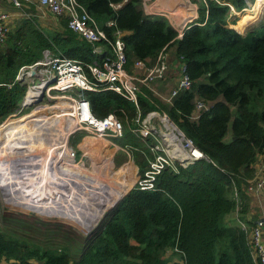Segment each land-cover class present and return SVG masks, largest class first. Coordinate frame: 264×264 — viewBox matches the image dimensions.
Wrapping results in <instances>:
<instances>
[{
	"label": "trees",
	"instance_id": "obj_1",
	"mask_svg": "<svg viewBox=\"0 0 264 264\" xmlns=\"http://www.w3.org/2000/svg\"><path fill=\"white\" fill-rule=\"evenodd\" d=\"M78 1L110 41L120 31L129 72L135 60L152 65L163 48L176 46L192 79V87L169 104L154 97L146 86L144 91L154 103L140 95L136 104L112 89L86 91L96 116L113 113L121 121L125 133L118 143L133 148L140 173L148 167L157 140L143 134L136 119L138 115L144 119L152 111H165L206 158L188 166L177 165L176 170L167 167L158 176L155 190L128 189L95 231L82 240V253L77 257L66 245L32 247L0 226V264H255L246 229L228 225L225 216L246 209L244 188L255 176L257 157L264 153V22L244 35L236 20L229 19V4L202 0L199 20L188 24L179 38L168 17L145 12L143 0ZM179 1L188 8L181 21L185 24L198 15L197 7ZM232 1L238 10L246 7L244 0ZM263 3L257 0L255 4L257 18ZM117 4L120 6L115 7ZM159 4L170 5L172 10L177 0H160ZM109 20L115 25L108 26ZM104 43L111 55L110 43ZM47 49L82 60L87 66L104 60L68 27V21L65 30L57 32L41 28L33 19H23L0 44V121L15 115L28 88L19 82L9 86L19 68L40 60ZM197 99L208 103L209 109L194 119ZM35 116L30 113L19 120ZM7 122L0 125V131ZM2 135L6 137L7 132ZM3 151L0 163L7 165ZM168 249L179 260L168 261L163 256Z\"/></svg>",
	"mask_w": 264,
	"mask_h": 264
},
{
	"label": "built area",
	"instance_id": "obj_2",
	"mask_svg": "<svg viewBox=\"0 0 264 264\" xmlns=\"http://www.w3.org/2000/svg\"><path fill=\"white\" fill-rule=\"evenodd\" d=\"M11 2L19 9H22L26 4H37L46 7L51 13L57 16L65 17L68 21V27L77 33L80 38L89 42L96 55H101L104 58L101 63L95 62L87 66L82 60L70 58L47 49L44 51L43 57L40 60L32 64L21 66L14 81L9 84V86H12L14 83L19 82L27 84L28 86L23 99L16 109L18 113L32 106H34L33 109H35L36 106H44L43 103H45V101L50 103L54 100L57 101V104H59V102L66 103L67 106L64 104L65 106L63 108L65 109L67 117L66 123L76 121L75 127H65L68 128L65 130L66 135H69L66 149L67 151H71L74 157V162L68 166H74L76 169L87 172L85 174V179L83 177H81L82 179L80 177L75 178L80 185L79 190H84V183L93 187L89 180L95 178L92 175V172L95 170V160L98 158L112 160L110 157H105V154L111 146H114L116 151H122L128 155V165L132 163L134 156L131 146L121 145L117 141L122 138L125 133L121 121L113 113H109L104 117L96 116L92 111L90 101L86 97V91H99L103 88L112 89L136 104L138 103L140 95L148 97V99L154 103L152 98L145 93L144 87L150 88V84L165 79L170 68L169 52L166 48H163L156 62L152 65H147L145 61L137 59L131 68V72H129L126 68V44L122 39L120 31L115 33L117 35L116 40L114 42L110 41L106 31L99 26L95 18L88 13L78 0H11ZM114 6L118 7L120 4ZM231 7V15L233 13L238 14L232 5ZM164 15H166V13ZM166 17L169 16L167 15ZM169 20L178 31L177 37L179 38L183 36L188 22L192 21V19H189L182 27H177L170 18ZM107 25L114 26L115 21L109 20ZM9 29L5 13L0 12V44L4 43L7 39L10 31ZM106 41L109 42L112 47L111 55H109L108 46L104 43ZM180 61L182 62L181 59ZM87 67L90 73L87 72ZM54 77H56V80L52 82ZM44 85H47V87L42 99L39 100L41 88ZM191 87L192 79L187 73L186 65L182 62L180 66V77L178 78L176 87L172 89L170 96L167 98V102L171 103L182 90H187ZM195 107L193 118L197 119L201 111L209 109V104L203 100L197 99ZM156 114H158L156 111H152L148 114L147 118L141 119L140 115H138L136 119V122L141 125L140 127L142 128L143 134L155 136L157 140L151 147L154 155L152 158L148 159V167L142 173H137L135 186H132L140 190H155L158 176L167 167L176 170L177 165L188 166L197 160L206 158L204 152L194 145L193 141L185 135L165 111L159 113L160 119L164 124V129L160 131L162 137V141H160L154 134L156 127L152 125ZM166 124H170L172 129H168ZM78 132H86L94 137L102 139L107 143L105 149H102V151L96 148V150H88L87 153L82 155V158H77L76 151L73 147H70L69 137ZM87 158H92V163L87 165V163L83 161V159L87 160ZM102 164L104 165L103 168H105V162H102L99 166H102ZM86 166H88V168ZM122 166L124 165H121V167ZM66 169L71 170V168ZM88 173H90L89 176ZM125 174L128 175L127 171ZM263 187L264 160L261 171L249 181L248 185L249 189H261ZM3 194L7 205L19 211L26 212V210H28V212L41 214V212H35L32 209H27L21 205L15 204V201L6 195L4 190ZM66 194L67 206H62V203L58 201L52 203L54 207H66V211L70 213H78V211H81L80 208L76 209L79 206L76 205V207H74L75 205L73 204L78 200L74 197L77 195L76 192H67ZM125 194H123L114 206L124 198ZM114 206L105 212L104 216L99 218L94 225L86 230H84L79 223H76L78 219H76V221L64 220L62 218L50 219L71 222L79 226L85 234L91 233L98 227L105 215L114 209ZM71 207L75 209H70ZM74 215L75 213L70 216ZM242 227L246 229L248 233L247 226L242 225ZM263 227L264 221H258L251 229L252 235L248 237L255 264H264V244L262 242Z\"/></svg>",
	"mask_w": 264,
	"mask_h": 264
},
{
	"label": "rangeland",
	"instance_id": "obj_3",
	"mask_svg": "<svg viewBox=\"0 0 264 264\" xmlns=\"http://www.w3.org/2000/svg\"><path fill=\"white\" fill-rule=\"evenodd\" d=\"M152 1H154V0H149L148 2L146 1L147 2L146 4H150ZM189 1H188L189 3L196 5V7H197V14L198 15H197V17H195V19H193V21H195L196 19L199 20V18H200L199 9H200V7H202V4H204L203 1L202 0H189ZM219 1L227 3L230 6L233 3L232 0H219ZM244 1H245V5H246L244 10L243 9L238 10L237 7H234L232 5L238 14L233 13L231 15V11H232V7H231V9L229 10V13H230L229 19H230V21L236 20V24L239 26L241 33L245 35L248 32H250V31L254 30L255 28H257L258 26H260V24H262L264 22V8L262 9V12L260 13L259 17L256 19L255 22H253L249 26H247V22H246L245 31H243V29H242V23L243 22L240 21V19L242 16H252V17L255 16L256 15L255 4L257 3V0H244ZM159 3H160V0H157L156 5H152L149 8V10H152L155 12H163V13L165 12L169 16L168 18H170L174 22V24L177 27H179V24L181 22H179L180 14L178 11H183L182 6L184 5V3L177 0V7H175L172 10H171L170 5L164 6V7H158V6H160ZM165 5H167V4H165ZM143 6H144V4H143ZM167 10H169V11H167ZM183 14L184 13L181 12V15H183ZM164 16H166V15H164ZM99 23L101 26L103 25V22L100 21ZM179 77H180V66H179V62L177 61L176 63L173 64V68H172V64H171V69H170V71H168L166 78L163 80H158V81L150 84L149 89L152 91L154 97L159 98L164 103L169 104L167 102V98L170 96L171 90L176 86V84H177L176 82L178 81L177 79ZM155 89L159 90L163 94L165 99L158 97V95L154 92ZM56 104H57V101H54V100L50 103L45 101V103H43L44 106H38V107L36 106L35 109H33L34 106H32V107L27 108L26 110H24L21 113H18L16 111L15 116L3 119L2 121H0V125L4 124L9 119L10 120L20 119L23 116L30 114L31 111H32L31 113H36L37 115H40L41 117L54 118L57 115V112H54V110H53V107H55ZM64 104L66 105V103H62V102H59V104H57L60 108L59 109L60 112L58 113V115H60V116L56 117L54 120L48 121L46 124H44L42 131H41L42 140L44 141V146L46 147L47 151L48 152L52 151L51 153L57 154L58 156L65 153L64 150L66 148V145H68V142H67L68 139H67V135L65 132V130H67L65 128L67 126V123H66L67 117L65 114V109H63L65 106ZM156 112L158 114H156V116L154 117L155 120H154V123L152 125H154V127H156L154 134L159 138L160 141H162L160 131L162 129H164V124H163V122L159 116V113H162V111L157 110ZM10 122L11 121H8L5 124L4 128L0 131V137L3 136L2 134L5 131V129H6V132L9 131V128L7 129V127L9 126ZM166 125H167L168 129H172L170 124H166ZM28 129H29V131L26 132L25 136H26V143L29 145L34 138V135H35L34 129H36V128L31 127ZM141 130H142V128H141ZM7 142H8V139L6 136L4 142L0 143V150H4L5 144ZM69 143H70V147H73L74 150L76 151L77 158H79V159L82 158V155L87 153L88 150L96 148V149H100L99 151H102V149H105V146L107 145V143L104 142L102 139L94 137V136H92L86 132H78V133L70 136L69 137ZM30 146L32 148H34V146H37V148H39L41 145L36 142L35 144L31 143ZM54 152H57V153H54ZM92 152H98V151H92ZM30 156H29V158H27L24 161L23 160L18 161V163L23 161V163L27 164L31 160ZM35 157H36V159H35ZM38 157L40 159H37V154L34 153V155H33L34 163H35L36 167L39 166V169L41 170L42 167L40 165L43 164V161L41 159V157H42L41 153H39ZM105 157H110L113 160V162L115 164V166L113 168L114 170H117L121 165H126V166L121 172H118L115 176H112V175H108L110 173L103 170L104 165L102 164V166H100L96 172H92V175L95 178L90 179L89 181L96 182L100 185H104L107 187H109V185H111L114 189L115 195L120 197L121 195L125 194L126 191L128 189H130V187L132 189L133 188L132 186H135L134 182L136 180L137 173L140 172V167L137 164L135 159L132 160V163L130 165H128V155L125 152L116 151V148L114 146H111L108 149L107 153L105 154ZM101 158H103V157H101ZM106 160L107 159L99 161V165H101V163L106 161ZM13 161L14 160H12L8 157V159L5 162L9 163V162H13ZM64 161L67 162L68 158H66ZM64 161H61V164H60L61 167L64 165V163H65ZM83 161L86 162L88 165V164L92 163V158L91 159L87 158V160L83 159ZM86 167L88 168V166H86ZM126 171H127L129 176L127 174H125ZM85 174L86 173H83L84 176H85ZM89 175H90V173H88V176ZM102 176H104L107 179H111L113 177V179L108 181V180H105ZM125 179H126V181H125ZM92 188L93 187L88 185V188L87 187L84 188V191L82 192L83 195L80 194L81 195L80 196L79 194H77L75 196V198L78 199L80 197V199H78V201H80V202L86 201V199L88 197H92V196H94V194L96 195V193H94V192H96L95 189L94 188L92 189ZM115 195H114V193H112L111 196H109V198L110 197L111 198L110 199L108 198L106 203H104V204H102V203L105 201L106 197L102 198L103 196H101V198H98L95 201L96 206H100L101 204L102 205L100 206L99 209H97L93 212V216L91 217V220L93 222L96 223V221L98 220V217H100L102 215V213L105 210H107V207L112 206L117 202L118 198L115 197ZM86 196H88V197H86ZM58 201H59V203H62L63 206L68 204L66 199H64L62 192H58L56 194V196L54 197V202H58ZM97 201H99L100 203H97ZM27 209H29V208H27ZM55 209L57 210V213H62L65 215H69V213H70V212L66 211V209H67L66 207H58ZM93 222H92V224H90L91 222H89L84 230L89 229L92 225H94L95 223H93ZM0 226L3 229V231L6 232L8 235H11L13 237L20 238V239L26 241L32 247L55 246L58 248H60V247L62 248L64 245H66L69 248V251L74 255V257H77L78 255H80L82 253V249H83L82 240L87 236V235H85V232L80 229L79 226L74 225L71 222L62 221V220H58V219H50V218H46V217L44 218V216L41 214L28 212V210H26V212L19 211V210L15 209L14 207L7 205L5 203V197L3 194V190H1V187H0ZM166 254H167V256H164L165 258H169L170 256H174L173 251L166 253ZM168 261H170V258L168 259Z\"/></svg>",
	"mask_w": 264,
	"mask_h": 264
},
{
	"label": "bare ground",
	"instance_id": "obj_4",
	"mask_svg": "<svg viewBox=\"0 0 264 264\" xmlns=\"http://www.w3.org/2000/svg\"><path fill=\"white\" fill-rule=\"evenodd\" d=\"M256 19H257V12L256 15L253 16V18H249L248 16H242L240 21L243 22L242 23L243 31H245L246 22H247V26H249L250 24L255 22ZM183 25L184 23H180L179 27H182ZM57 108H59V106L56 104L55 107H53L54 112H57ZM59 116L60 115H58L57 112L56 117ZM56 117L48 118L37 115L28 121L14 119L9 123V126L7 127V129L9 128V131L7 132L8 142L5 144V148L3 152L10 159L14 161L9 163L4 162L7 163V165L0 163V187L1 190L3 189L5 194L11 199H13L15 201V204L17 205H21L24 208L32 209L35 212H41V215L49 218H62L64 220H69V221H76V219H78L76 223H79L81 227L85 229L89 222H91L90 224H92L93 222L91 220V217L93 216V212L99 209L102 204L106 203L107 199L109 198V196H111L112 193H114L115 195V192L111 185L107 187L104 185H100L96 182L90 181V184L93 185V187L95 188L96 192L94 193H96V195L94 194V196L92 197L86 196L88 198L84 202L83 201L80 202L77 200L75 203H73L75 205L74 207H76V205L79 206L76 209L80 208L81 211H78V213L76 212L69 213V215L57 213V210L55 209L56 207H54V205L52 204L54 202V197L56 196V194L58 192H62L64 199H66L67 192H76V194L79 195L82 194L84 190H79L80 185L75 178L83 177L85 179L83 173H87V172L81 169L80 170L76 169L74 168V166H70V167L68 166L69 164L74 162L73 153L71 151H67L66 149L68 145H66V148L64 150L65 153L59 156L57 154L51 153L52 151L48 152L46 147L44 146V141L42 140V136H41L42 128L44 124H46L48 121L54 120ZM67 126H70L71 128L75 127L76 121L67 123ZM31 127L36 128L34 129L35 135L31 143L32 144H35L36 142L39 143L41 145L39 148H37V146H34V148H32L30 146L31 143L29 145L26 143L25 134L26 132L29 131L28 128ZM68 136L69 135L67 134V139ZM4 140H5V135L0 137V143H3ZM4 153H2L3 156ZM34 153L37 154V159H40L38 157L39 153H41L42 155L41 159L43 161V164L40 165L42 167L41 170L39 169V166L36 167L34 163V158H33ZM29 156L31 157L30 162H28L27 164L23 163V161L29 158ZM66 158H68L67 162L64 161ZM1 159L2 156H0V162ZM20 160L23 161L18 163V161ZM101 160L103 159L98 158L95 160L94 163L95 170L93 172H96L99 169L100 167L99 161ZM61 161L65 162L62 167L60 165ZM104 162L106 163H105V168H103V170L110 173L108 175H112V176H115L118 172H121L126 166V165L122 167L120 166L121 168L119 167L120 168V169L118 168L119 170H114L113 168L115 164L112 160L109 159ZM66 168H71V170ZM102 177L108 181L113 179V177L111 179H107L104 176ZM84 184L85 185L83 187L88 188V184L86 183ZM101 196H103L102 198L106 197L105 201L100 206H96L95 201L98 198H101ZM122 196L123 195L119 197L115 195V197H117L118 200ZM78 199H80V197ZM97 203L100 202L97 201ZM113 206L114 205H112L110 208H112ZM74 207H71L70 209H75ZM115 207L116 206H114V208ZM74 213H75L74 216H70L71 214Z\"/></svg>",
	"mask_w": 264,
	"mask_h": 264
},
{
	"label": "crops",
	"instance_id": "obj_5",
	"mask_svg": "<svg viewBox=\"0 0 264 264\" xmlns=\"http://www.w3.org/2000/svg\"><path fill=\"white\" fill-rule=\"evenodd\" d=\"M143 1H144V6H145L143 7L147 14H151V15H164L165 14L163 12H155V11L149 10V8L152 5H156L157 0L152 1L150 4H146L149 0H143ZM166 6H169V5H166ZM158 7H161V4ZM182 9L183 11H178L180 14L179 22L185 19L188 14V8H186L185 5L182 6ZM0 12L5 13L6 22H7L8 27L10 28L9 29L10 31L15 30L23 19H33L36 22V24L40 26L41 28H44L49 31H57V32H63L65 30V22H67V19L65 17L57 16L51 13L46 7H43L37 4H26L22 9H19V8H16L12 4L11 0H0ZM181 12L184 14L181 15ZM249 18H253V17H249ZM193 19H195V17L192 18V21ZM191 22H188V24H190ZM168 52H169V61H170V68H169V71H170L171 64L173 68L174 63L178 61L179 66H181L182 62L180 61V58L177 55L176 46H172L171 48H169ZM155 90L154 92L158 95V97L165 99L163 94L159 90H156V91ZM59 109L60 108H57L58 113L60 112ZM263 160H264V153L260 154L254 163L255 176L261 171ZM252 179L253 178H250L248 181ZM244 197L245 198L242 199V204H246V209L244 211L242 209H237L231 212L230 214L226 215L225 222L228 225H241V226L246 225L248 229L247 234L249 237V235L250 236L252 235L251 234L252 227L258 221L260 220L264 221V187L261 189H249L248 186H246L244 188ZM262 242L264 244V227L262 231ZM169 252H172V251L166 250L165 252H163V256H167L166 253H169ZM169 258H170V261L179 260V257H176V256H170ZM169 258H166V259H169Z\"/></svg>",
	"mask_w": 264,
	"mask_h": 264
},
{
	"label": "water",
	"instance_id": "obj_6",
	"mask_svg": "<svg viewBox=\"0 0 264 264\" xmlns=\"http://www.w3.org/2000/svg\"><path fill=\"white\" fill-rule=\"evenodd\" d=\"M55 80H56V77L53 78L52 82L55 81ZM46 87H47V85H44V86L41 88V96H40L39 100L42 99ZM128 192H129V191H128ZM128 192H126V194L124 195V197L128 194ZM98 226H99V225H98ZM94 231H95V230H94ZM94 231H93V232H94ZM93 232H91V233H90V232H89V233H86L85 235L89 236V235H91ZM87 236H86V237H87Z\"/></svg>",
	"mask_w": 264,
	"mask_h": 264
}]
</instances>
